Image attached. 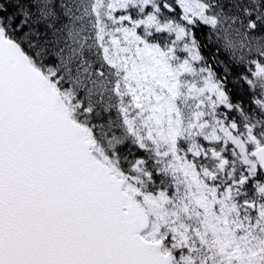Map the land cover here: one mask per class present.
I'll return each mask as SVG.
<instances>
[{
    "label": "snow or ice",
    "instance_id": "snow-or-ice-1",
    "mask_svg": "<svg viewBox=\"0 0 264 264\" xmlns=\"http://www.w3.org/2000/svg\"><path fill=\"white\" fill-rule=\"evenodd\" d=\"M0 264H264V0H0Z\"/></svg>",
    "mask_w": 264,
    "mask_h": 264
}]
</instances>
